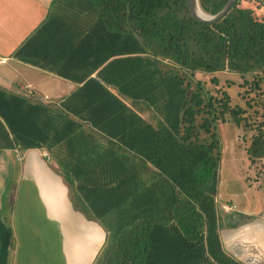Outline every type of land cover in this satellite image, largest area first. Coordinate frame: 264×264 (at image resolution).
I'll list each match as a JSON object with an SVG mask.
<instances>
[{
  "label": "trees",
  "instance_id": "1",
  "mask_svg": "<svg viewBox=\"0 0 264 264\" xmlns=\"http://www.w3.org/2000/svg\"><path fill=\"white\" fill-rule=\"evenodd\" d=\"M227 2L198 0L210 15ZM54 12L63 13L16 56L28 59L23 52L50 29L51 62L42 67L80 85L54 107L0 88L4 146L50 149L75 132L71 113L105 132L107 123L122 125L109 134H132L124 148L147 159L155 178L149 202L135 196L93 264H240L221 247L209 186L220 160L217 124L251 132L250 162L264 157V0H235L211 21L191 14L187 0H54ZM77 24L84 28L72 30ZM218 72L231 76L221 86ZM206 74L213 90L198 76Z\"/></svg>",
  "mask_w": 264,
  "mask_h": 264
},
{
  "label": "crops",
  "instance_id": "2",
  "mask_svg": "<svg viewBox=\"0 0 264 264\" xmlns=\"http://www.w3.org/2000/svg\"><path fill=\"white\" fill-rule=\"evenodd\" d=\"M53 2L0 0V55L8 57L0 65V88L60 106L80 83L42 67L51 62L46 50L52 30L23 52L28 59L16 56L47 18L62 15L53 13ZM70 116L77 121L75 132L50 149L7 148L0 127V264H93L111 231L133 212L135 196L149 202L155 174L147 159L124 148L134 143L132 134L121 139L110 134L122 133V125L107 123L106 133ZM142 138L153 143L149 134ZM219 142L209 191L216 205L235 206L218 211L221 247L240 264H264V157L251 163L239 138L230 147Z\"/></svg>",
  "mask_w": 264,
  "mask_h": 264
},
{
  "label": "rangeland",
  "instance_id": "3",
  "mask_svg": "<svg viewBox=\"0 0 264 264\" xmlns=\"http://www.w3.org/2000/svg\"><path fill=\"white\" fill-rule=\"evenodd\" d=\"M198 76H199V78H202L207 82V83L206 82L205 83L207 84L208 88H210L211 90H213V88H215L214 85H211L208 82L210 75L206 74V75H198ZM217 77L219 79L218 85L221 86V85H223L224 78H226V77L228 78L231 76H229V74H226L225 72H218ZM233 77H235V76H233ZM237 90H238V88H236V87L230 88V92L233 95L236 94ZM257 113L260 114V111H258ZM216 131H217V134H218L220 140L222 141V143L224 144L225 147L226 146L230 147L232 140L237 139V138L243 140L246 146H248V144H249V137H250L251 132H249L247 130H243L241 128H237L231 122H225V123L217 124ZM226 153H227V151L225 150L224 154L226 155Z\"/></svg>",
  "mask_w": 264,
  "mask_h": 264
},
{
  "label": "water",
  "instance_id": "4",
  "mask_svg": "<svg viewBox=\"0 0 264 264\" xmlns=\"http://www.w3.org/2000/svg\"><path fill=\"white\" fill-rule=\"evenodd\" d=\"M234 2L235 0H228L225 6L216 15L207 14V17H201L197 14V8L200 7L198 0H187L188 8L191 14H193L196 18L203 20V21H209V20L211 21V20H214V19H217L223 16Z\"/></svg>",
  "mask_w": 264,
  "mask_h": 264
},
{
  "label": "built area",
  "instance_id": "5",
  "mask_svg": "<svg viewBox=\"0 0 264 264\" xmlns=\"http://www.w3.org/2000/svg\"><path fill=\"white\" fill-rule=\"evenodd\" d=\"M7 60V56L0 55V65L7 62ZM43 155L48 159V155L46 152H43ZM217 208L219 209V211L229 212L230 210H234L235 206L233 204L220 203L217 205Z\"/></svg>",
  "mask_w": 264,
  "mask_h": 264
},
{
  "label": "bare ground",
  "instance_id": "6",
  "mask_svg": "<svg viewBox=\"0 0 264 264\" xmlns=\"http://www.w3.org/2000/svg\"><path fill=\"white\" fill-rule=\"evenodd\" d=\"M197 14L201 17H207V14L200 7L197 8Z\"/></svg>",
  "mask_w": 264,
  "mask_h": 264
}]
</instances>
